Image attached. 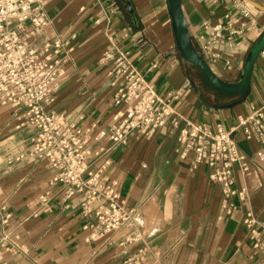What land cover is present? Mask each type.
I'll return each instance as SVG.
<instances>
[{
  "label": "crops",
  "instance_id": "1",
  "mask_svg": "<svg viewBox=\"0 0 264 264\" xmlns=\"http://www.w3.org/2000/svg\"><path fill=\"white\" fill-rule=\"evenodd\" d=\"M195 45L204 21L240 25L238 0H182ZM49 25L34 36L25 33L31 52L45 42L70 41L64 74L49 111L62 124L82 129L90 143L84 148L89 172L104 171L117 190L131 220L120 230L95 241L84 227L83 194L66 197L68 187L55 183L58 171L32 155L33 132L23 128L24 112L0 105V264H126L145 249L137 264H264V150L243 132L235 139L248 157L250 169H235V189L248 190V199L235 197L229 215L221 184L213 169L192 167V156L176 153L182 122H172L155 134L135 131L126 142L110 139L115 116L126 105L114 102L116 88L108 76L119 52L134 65L156 93L187 121L213 129H233L252 106L264 105V54L254 67L251 93L219 91L202 71L186 63L175 38L169 0H52L46 7ZM264 34V13L253 19L251 31L232 44L213 47L219 55L210 63L228 83L240 81L254 44ZM112 39V40H111ZM21 127V128H18ZM7 215L10 220L2 224ZM255 223L250 228L246 221ZM137 244H126L133 236ZM124 244V245H123Z\"/></svg>",
  "mask_w": 264,
  "mask_h": 264
},
{
  "label": "built area",
  "instance_id": "2",
  "mask_svg": "<svg viewBox=\"0 0 264 264\" xmlns=\"http://www.w3.org/2000/svg\"><path fill=\"white\" fill-rule=\"evenodd\" d=\"M51 1L0 0V105L24 112L22 126L34 135L32 155L48 160L58 171L54 182L68 187L67 198L83 194L81 213L91 219L84 229L98 241L123 228L133 213L126 209L117 183L103 175L107 165L97 173L89 172L88 179H84L89 170L84 148L90 140L82 129L62 124L59 117L49 111L56 100L66 58L72 51L71 42L56 41L53 45L45 42L41 53H32L25 33L32 27L34 30L30 34L34 36L49 25L45 11ZM238 1L239 26L227 15L224 23L204 21L199 28L196 47L209 65L220 58L213 47L222 40L232 44L251 31L253 19L261 13L245 1ZM108 76L111 86L116 88L115 105L127 106L124 113L115 116L117 124L110 137L112 141L126 142L135 131L155 134L169 122L176 128L184 122L186 128L181 132L176 149L179 158L184 161L192 156L193 169L204 164L213 169L211 179L221 184L229 215L236 210L232 202L235 197L242 201L248 199L246 188L235 189V169L239 168L244 174L250 169L248 157L240 149L235 135L243 132L247 140H256L264 150V105L252 106L251 115L240 117L231 130H226L222 124L211 129L189 122L173 110L170 102L156 93L129 54L119 52ZM9 220L10 215H7L2 224ZM246 223L250 228L255 225L252 219ZM139 242L138 235L128 239L126 244ZM144 257L145 249H140L126 264L143 262Z\"/></svg>",
  "mask_w": 264,
  "mask_h": 264
},
{
  "label": "water",
  "instance_id": "3",
  "mask_svg": "<svg viewBox=\"0 0 264 264\" xmlns=\"http://www.w3.org/2000/svg\"><path fill=\"white\" fill-rule=\"evenodd\" d=\"M264 13V0H242ZM175 38L181 58L188 64L197 66L206 79L219 91L241 95L247 99L251 93L252 76L258 58L264 53V34L254 44L245 62L240 81L228 83L219 78L211 69L207 61L199 53L190 32L182 0H169Z\"/></svg>",
  "mask_w": 264,
  "mask_h": 264
}]
</instances>
